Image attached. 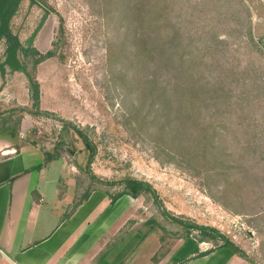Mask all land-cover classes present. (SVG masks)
I'll use <instances>...</instances> for the list:
<instances>
[{
  "label": "rangeland",
  "instance_id": "1",
  "mask_svg": "<svg viewBox=\"0 0 264 264\" xmlns=\"http://www.w3.org/2000/svg\"><path fill=\"white\" fill-rule=\"evenodd\" d=\"M254 1L255 12L253 0H19L8 22L17 67L0 39V123L21 119L18 139L62 158L76 200L128 211L136 264H187L223 245L193 226L264 264V0ZM126 179L154 193L121 196Z\"/></svg>",
  "mask_w": 264,
  "mask_h": 264
},
{
  "label": "crops",
  "instance_id": "2",
  "mask_svg": "<svg viewBox=\"0 0 264 264\" xmlns=\"http://www.w3.org/2000/svg\"><path fill=\"white\" fill-rule=\"evenodd\" d=\"M256 6L253 0V12ZM22 138L0 134V264H136L141 254L128 249V211L93 195L76 200L70 167L60 157L44 164L43 153ZM118 221L122 231L113 237ZM187 264L247 263L224 248Z\"/></svg>",
  "mask_w": 264,
  "mask_h": 264
},
{
  "label": "trees",
  "instance_id": "3",
  "mask_svg": "<svg viewBox=\"0 0 264 264\" xmlns=\"http://www.w3.org/2000/svg\"><path fill=\"white\" fill-rule=\"evenodd\" d=\"M18 2H19V0H0V39L3 38L6 41L7 61H9V63H11L12 67L18 66V61L16 60V54L18 53V51H21L20 50L21 48H20V43L18 42L17 38L11 34L9 27H8V22H9L10 17L12 16L14 9L16 8ZM154 12H155V4H149L145 9L146 18L149 19L150 21H155V16L153 17ZM52 57H53L52 52H47L46 54H44L42 56L38 55V58L34 61V65L35 66L39 65L41 62L48 60ZM29 80H30L29 83H30V89L32 92V97L35 101V104L37 105L39 102V88H38L37 83L32 78H30ZM11 120L12 119H10V120L7 119L5 121H2V123H0V134L7 135L10 138L16 140V139H18V130H19V125H20L21 119L14 121L12 123V125L10 124ZM76 132L79 136H81L80 138H82L84 140L85 144L88 146L89 143L86 140V138L83 137V135L79 131H76ZM26 142L33 145V143L29 142L28 140H26ZM43 155H44V164L50 163L51 161L54 160L48 154L43 153ZM91 156H93V154ZM123 185L125 187V190L123 191L121 196L127 195V196L135 199L141 193H145V194H153L154 193L152 191L150 185H148L145 182H141V181H137V180H133V179H126L123 182ZM88 198L89 197L87 195L84 197V199L82 201H86ZM111 202H114V201L112 200ZM191 228L199 230L204 236H208V238H210V239H214L216 237L220 238L221 241L223 242V245L220 246L219 248H217V250L224 249V248L229 249L234 255H236L237 257L241 258L242 260L250 263V261L248 260V258L244 252H242L239 248L235 247L230 241H228L226 238L219 235V233H217L216 231H214L212 229H208V228L195 227V226H193ZM212 252H214V251L201 253V254L197 255V257H195V258L205 257V256L211 254Z\"/></svg>",
  "mask_w": 264,
  "mask_h": 264
}]
</instances>
